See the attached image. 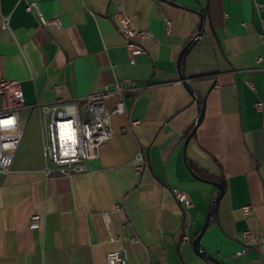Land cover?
I'll list each match as a JSON object with an SVG mask.
<instances>
[{"label": "crops", "instance_id": "obj_1", "mask_svg": "<svg viewBox=\"0 0 264 264\" xmlns=\"http://www.w3.org/2000/svg\"><path fill=\"white\" fill-rule=\"evenodd\" d=\"M28 2L61 27L40 26ZM256 4L264 0H0V81L19 82L25 105L11 170L0 174V264H106L114 251L127 264H264V249L241 235L264 238V108L253 107L264 103V8ZM117 12L151 34L136 40L144 53L133 63L111 20ZM115 81L126 82V113L111 117V140L83 174L46 179L34 106ZM116 101L105 102L108 112ZM139 153L146 165L138 175ZM191 173L223 188L200 240L205 256L192 241L216 189ZM172 189L187 192L192 206L182 209ZM35 214L45 218L31 231Z\"/></svg>", "mask_w": 264, "mask_h": 264}, {"label": "built area", "instance_id": "obj_2", "mask_svg": "<svg viewBox=\"0 0 264 264\" xmlns=\"http://www.w3.org/2000/svg\"><path fill=\"white\" fill-rule=\"evenodd\" d=\"M256 9L264 8V4H256ZM25 11L34 12L42 27L60 28L61 23L58 18L45 20L38 12L35 2L26 3ZM117 31L124 41V49L133 63L134 59L143 54V48L136 40L151 38L148 31H138L130 19L122 12H117L111 16ZM165 32L170 34V22L162 19ZM262 22V36L264 37V17ZM9 18H2L1 27L8 30ZM199 39L194 37L193 41ZM125 81H115L111 86L103 88L100 92L87 95L78 100L56 101L49 104H36L34 109L40 116V131L42 142V154L44 159L43 175L46 179L53 177H73L87 171L86 163L89 160L98 158L99 148L109 142L112 138L110 119L116 114H125L124 96L127 93ZM253 89L251 84H247ZM58 91V88H55ZM0 97L3 107L0 110V174L6 175L11 170V165L15 153L19 147L23 136L20 126L19 114L25 109L24 98L20 83L17 81L1 80ZM110 98L117 101L112 111L108 112L105 102ZM254 109L260 111L264 108V103L257 102ZM132 166L136 174H140L146 163L141 153L135 157ZM175 202L184 210L192 206L189 194L179 189L171 190ZM243 215H248L250 207L242 208ZM105 216V215H104ZM45 216L35 214L28 224L31 231L39 230ZM242 237L247 243L257 250L264 249V238L254 235L251 231L242 232ZM182 240H188L186 232L181 234ZM245 253L241 249L234 254L239 257ZM106 264H127L124 251H114L106 254Z\"/></svg>", "mask_w": 264, "mask_h": 264}, {"label": "water", "instance_id": "obj_3", "mask_svg": "<svg viewBox=\"0 0 264 264\" xmlns=\"http://www.w3.org/2000/svg\"><path fill=\"white\" fill-rule=\"evenodd\" d=\"M200 30H201V22L197 28V31L195 33V36H200ZM193 37V39H194ZM189 45L185 46V48L181 51V53L179 54V59L178 61H180L183 53L185 52V50L187 49ZM179 79L180 81L183 83L184 87L186 88V90L189 92V93H192L190 88L188 87L187 83H186V78L183 74V72L179 71ZM192 133L191 132L188 136V138L186 139L185 143H184V146L186 145L187 141L189 140V138L192 136ZM192 177L200 182H203V183H206V184H209L211 186H213L215 189H216V196L215 198L213 199V201L211 202V207H210V210L206 216V219H205V222H204V225L201 229V231L199 232V234L196 236V238L192 241V248L194 250V252L196 254H200V255H204L205 254L201 251L200 249V240H201V237L203 236V234L205 233L207 227H208V224H209V220H210V217L212 216V214L215 212L216 210V207H217V204L219 203L220 199L222 198L223 196V188L220 184L216 183V182H213V181H209V180H203V179H200L198 178L196 175L192 174Z\"/></svg>", "mask_w": 264, "mask_h": 264}, {"label": "rangeland", "instance_id": "obj_4", "mask_svg": "<svg viewBox=\"0 0 264 264\" xmlns=\"http://www.w3.org/2000/svg\"><path fill=\"white\" fill-rule=\"evenodd\" d=\"M21 119H22L21 122H22V124H23V122H24V118L22 117Z\"/></svg>", "mask_w": 264, "mask_h": 264}]
</instances>
